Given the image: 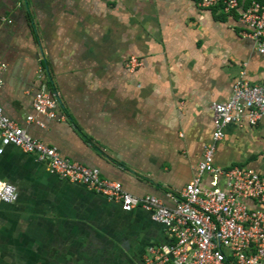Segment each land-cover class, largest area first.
I'll return each mask as SVG.
<instances>
[{
	"label": "crops",
	"instance_id": "0c3cea01",
	"mask_svg": "<svg viewBox=\"0 0 264 264\" xmlns=\"http://www.w3.org/2000/svg\"><path fill=\"white\" fill-rule=\"evenodd\" d=\"M239 18L200 0H0V104L64 157L171 205L212 139V103L242 72L264 86V53ZM132 54L144 61L133 72ZM40 89L61 95L59 118L37 117L44 127L26 119ZM215 164L264 171V117L229 125ZM5 182L18 198L0 204V264H143L172 240L150 211H125L15 145L0 153Z\"/></svg>",
	"mask_w": 264,
	"mask_h": 264
},
{
	"label": "built area",
	"instance_id": "2783aa9c",
	"mask_svg": "<svg viewBox=\"0 0 264 264\" xmlns=\"http://www.w3.org/2000/svg\"><path fill=\"white\" fill-rule=\"evenodd\" d=\"M220 4L226 12L240 10L239 21L248 28L246 36L264 53V0H252L246 6L240 0H200L204 7ZM1 19L12 22L5 16ZM143 65L144 61L135 54L126 62L132 72ZM32 104L36 114H29L28 122L44 127L37 117L59 118L61 95L57 90L40 89ZM211 109L212 139L204 148L195 176L182 189L167 193L171 205L155 194L129 193L120 182L102 178L98 167L64 157L57 147L34 137L8 116L1 104L0 153L8 145L36 153L50 172L119 201L125 211L139 207L150 211L152 220L164 225L172 240L150 245L143 264H264V171L215 164L217 144L225 138L229 125L253 127L264 117V86L252 83L242 72L229 98L213 102ZM207 176L212 178L210 185L203 184ZM17 198L14 184L0 185V204Z\"/></svg>",
	"mask_w": 264,
	"mask_h": 264
},
{
	"label": "trees",
	"instance_id": "16d2710c",
	"mask_svg": "<svg viewBox=\"0 0 264 264\" xmlns=\"http://www.w3.org/2000/svg\"><path fill=\"white\" fill-rule=\"evenodd\" d=\"M220 5H222V4H220Z\"/></svg>",
	"mask_w": 264,
	"mask_h": 264
}]
</instances>
